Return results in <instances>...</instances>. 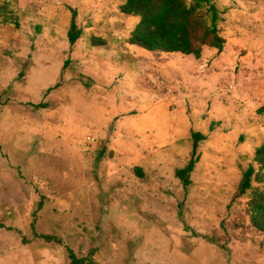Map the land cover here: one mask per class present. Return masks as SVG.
I'll return each mask as SVG.
<instances>
[{"label": "rangeland", "instance_id": "rangeland-1", "mask_svg": "<svg viewBox=\"0 0 264 264\" xmlns=\"http://www.w3.org/2000/svg\"><path fill=\"white\" fill-rule=\"evenodd\" d=\"M211 1L226 43L195 59L129 45L124 0H0V264H264L237 197L264 140V0Z\"/></svg>", "mask_w": 264, "mask_h": 264}, {"label": "trees", "instance_id": "trees-1", "mask_svg": "<svg viewBox=\"0 0 264 264\" xmlns=\"http://www.w3.org/2000/svg\"><path fill=\"white\" fill-rule=\"evenodd\" d=\"M121 12L139 19L127 43L147 52L181 54L199 59L205 48L221 53L226 43L220 30L222 13L211 0H124ZM80 36L74 15L68 31L71 48ZM257 113L264 117V105ZM205 139L206 136L201 133L192 135L190 160L184 168L175 172L185 191L191 185L190 175L199 161V144ZM252 183L262 185V188L254 189ZM249 191L251 198L247 206L251 224L264 236V140L255 150L252 165L243 172L237 197H243ZM40 239L47 243H60L51 236H41ZM68 253L69 264H97L92 257L78 258L71 250Z\"/></svg>", "mask_w": 264, "mask_h": 264}]
</instances>
